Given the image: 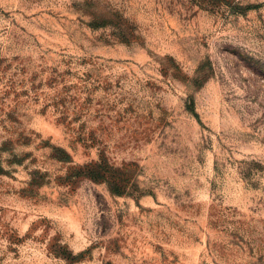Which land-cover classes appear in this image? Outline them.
<instances>
[{
    "label": "rangeland",
    "instance_id": "374dc122",
    "mask_svg": "<svg viewBox=\"0 0 264 264\" xmlns=\"http://www.w3.org/2000/svg\"><path fill=\"white\" fill-rule=\"evenodd\" d=\"M0 264H264V0H0Z\"/></svg>",
    "mask_w": 264,
    "mask_h": 264
},
{
    "label": "trees",
    "instance_id": "16d2710c",
    "mask_svg": "<svg viewBox=\"0 0 264 264\" xmlns=\"http://www.w3.org/2000/svg\"><path fill=\"white\" fill-rule=\"evenodd\" d=\"M63 158L60 161L65 162L67 159V155L63 154ZM85 175L92 180L93 182L105 181L107 185L108 192L114 196L121 195V184H119L120 180H117L114 176L107 173L104 168L99 167H90L85 169Z\"/></svg>",
    "mask_w": 264,
    "mask_h": 264
}]
</instances>
